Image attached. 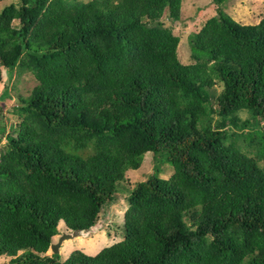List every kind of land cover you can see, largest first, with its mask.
Segmentation results:
<instances>
[{"label": "trees", "instance_id": "trees-1", "mask_svg": "<svg viewBox=\"0 0 264 264\" xmlns=\"http://www.w3.org/2000/svg\"><path fill=\"white\" fill-rule=\"evenodd\" d=\"M183 2L0 8V66L37 82L10 130L11 96H0L6 264H264V18L243 25L228 0H210L215 14L189 33L183 64L173 33ZM147 153L173 174L162 179L156 166L126 191ZM121 191L120 241L94 256L48 254L61 222L91 230Z\"/></svg>", "mask_w": 264, "mask_h": 264}, {"label": "rangeland", "instance_id": "rangeland-1", "mask_svg": "<svg viewBox=\"0 0 264 264\" xmlns=\"http://www.w3.org/2000/svg\"><path fill=\"white\" fill-rule=\"evenodd\" d=\"M11 1L13 0H0V8ZM82 1L88 2L89 0ZM225 11L238 23L257 25L264 18V0H228ZM214 14L215 9L210 0H184L182 19L173 25V33L180 37L178 58L183 64L191 63L187 45L189 33L198 31ZM36 84L37 82L30 73L20 74L16 70L10 75L8 71L0 66V96L5 91L11 96V100L3 101L5 106L3 123L7 130H10L19 121L13 114L14 108L19 105L18 98L27 97ZM216 90L220 93L221 87H216ZM1 147L2 145H0ZM155 158L153 153H147L142 167L138 170H131L126 174L125 180L122 182V186L126 188V191L132 190L138 182L146 181L153 174L156 166L161 170L160 178L162 179H168L173 174V166L169 162H163L159 156L156 160ZM123 193L124 191L120 192L119 200L101 216L100 223L82 235L67 239L61 244L59 255L62 261L67 260L75 250H81L89 256H94L102 249L121 240V236L115 235L114 231L118 230L123 222L124 213L127 210ZM109 226H111L110 229H113L110 230V235L108 234ZM59 227L61 234L69 233L66 231L63 222L60 223ZM60 235L54 239L53 243L59 240ZM48 254H51V251ZM10 259L9 257H0V264L9 263Z\"/></svg>", "mask_w": 264, "mask_h": 264}, {"label": "water", "instance_id": "water-1", "mask_svg": "<svg viewBox=\"0 0 264 264\" xmlns=\"http://www.w3.org/2000/svg\"><path fill=\"white\" fill-rule=\"evenodd\" d=\"M84 232H87V231H74V232H72L71 234H63L60 238H59V240H58V242L56 243V244H52L51 245V250H52V252L54 253V254H57L58 252H59V248H60V246H61V244L65 241V240H67V239H71V238H75V237H77V236H80V235H82Z\"/></svg>", "mask_w": 264, "mask_h": 264}, {"label": "clouds", "instance_id": "clouds-1", "mask_svg": "<svg viewBox=\"0 0 264 264\" xmlns=\"http://www.w3.org/2000/svg\"><path fill=\"white\" fill-rule=\"evenodd\" d=\"M260 21H261V20H260ZM243 25H244V24H243ZM63 234H64V233H62L60 236H62ZM65 234H71V233H65ZM57 242H58V241H57ZM57 242H56V243H57ZM56 243H52V244H56ZM114 244H115V243H114ZM111 246H112V245H111ZM109 247H110V246H109ZM49 251H51V253H53L52 250H51V247H50V250H49ZM53 254H54V253H53ZM57 254H59V252H58Z\"/></svg>", "mask_w": 264, "mask_h": 264}]
</instances>
